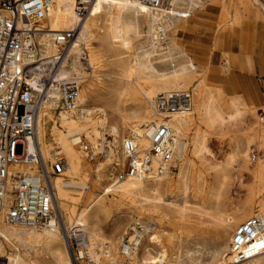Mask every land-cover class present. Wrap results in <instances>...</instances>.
Returning <instances> with one entry per match:
<instances>
[{"label":"bare ground","instance_id":"obj_1","mask_svg":"<svg viewBox=\"0 0 264 264\" xmlns=\"http://www.w3.org/2000/svg\"><path fill=\"white\" fill-rule=\"evenodd\" d=\"M203 1L214 2V5L220 8L221 24L228 17L229 2L231 7H235L241 0H167L165 4L152 9L139 3L138 0H92L86 16L82 20L77 18L74 11L76 0H50L45 20L33 36L41 59L58 58L55 69L57 76L63 79H75L78 84V92L75 107L62 110L64 112L58 115L57 121L54 120V117L59 107L57 100L61 94L40 98L37 101L35 139L26 145L27 151L33 153L38 149L42 159L46 162V160H52L54 156H51V153L54 152L51 144H55L60 150L58 152L65 161L64 169L60 175L50 179L57 213L64 221V223L62 221L63 225L66 223V227L77 216L74 224L83 227L88 242V255L91 259H93L92 255L95 252L94 248L102 256L101 248L103 244L107 243H110L111 248L109 252L106 251L107 256L102 257H108V259L111 257L112 262L110 264H127L136 259L134 252L136 248L133 250L134 253L132 252L133 255L131 253L125 260H120L118 255L121 253L117 247L116 238L111 241L108 238L100 239L99 219L101 215L107 214L112 206H117L131 194L139 191L142 180L128 178L111 191L107 188L104 189V196L96 198L91 191L86 192L90 188L88 184L84 183L81 176L87 175L88 168L76 146L79 144L82 134L94 138H98L102 134L93 129L89 119L91 114L98 112L100 115L97 120L101 131H105L107 124L106 114L102 110L84 109L88 100L105 104L108 109L112 110L111 115L118 116L123 130H129L131 132L129 135L132 133L140 135L143 128L157 118L153 111L156 96L174 90H183L182 88H191L190 112L173 114L168 118V124L175 135L183 141L180 142L177 156L169 164L168 171L163 176L152 179L155 180L150 187L152 191L159 190L162 180L168 178V174L175 171L177 167H179L178 172L174 175L180 181L183 179L192 158L210 154L207 144L208 133L203 128L222 137L226 135L229 126L249 113V108L239 99L230 97V101L225 102L223 93L219 89L207 85L203 76L197 72L195 65L183 55L184 53L178 52L177 45L173 40L168 45L169 42L166 39L168 31L172 28V20L188 19L193 13L192 8L197 9L203 5ZM251 1L255 6L264 9L263 0ZM114 12L116 19L112 16ZM68 31L74 33L73 38L66 46L64 54L58 56L59 50L53 44L52 38L56 33ZM126 38L134 43L130 60L125 61L120 56L112 57V63L119 66L118 71L113 75H106L104 81L87 82L86 79L93 80L100 77L94 76L96 70L100 68V57L93 51L87 56L85 48L81 45H86L92 39H97L106 48L114 46L115 50L121 53L116 46L119 44L120 47H125ZM167 62H169V68L159 67V63L165 64ZM83 65L89 66L92 75L87 78L82 76L81 80L80 76L84 74ZM79 83L82 85L81 91H79ZM112 100H114V104H112ZM124 100L132 101L128 110L121 106ZM50 122H52V126L49 128ZM262 125L261 127L256 126L250 131L255 139L261 140V148L263 149L262 160L257 162L252 173L255 182L261 184L260 190H251L250 198L241 209L227 210L216 201L212 218L218 228L223 227L231 230L250 217H257L264 223V121ZM110 128L112 135L118 136L116 128L114 126ZM185 137L188 142H186ZM96 142L93 141L92 145H95ZM142 143L147 144L146 138L142 140ZM121 145L119 149L121 150V157H118V161L121 160L123 165L124 156ZM238 148L235 146L234 151L229 154L226 160L212 162L209 166L216 174L222 173L224 168L238 156ZM119 150L118 152H120ZM248 151L249 148L245 147L241 153L245 168H249L246 160ZM114 154V149L110 148L106 161L108 162L113 158L115 160ZM99 165L96 167L98 168ZM118 165L115 164V166ZM31 168L35 169L27 162V164H21L14 169L27 172ZM100 179L101 176L95 175L92 186H98ZM70 188L82 191L83 194L81 192H67V189ZM113 191L115 192L114 195H107L108 192ZM62 228L64 231L69 229L64 226H59L55 230L29 229L20 225L9 224L0 216V260H4L5 264H73ZM142 229L144 230V228ZM136 233L140 238L139 232ZM148 239L152 243H159L156 235ZM101 240H104L105 243L99 244ZM96 243L98 244L94 247ZM160 245L158 244V246ZM160 250V254L164 257V249L160 247ZM263 254L264 251L260 255ZM146 256V263L155 264L154 257L148 252ZM226 263L228 264L227 258ZM246 264H264V257L258 258L256 256Z\"/></svg>","mask_w":264,"mask_h":264},{"label":"built area","instance_id":"obj_2","mask_svg":"<svg viewBox=\"0 0 264 264\" xmlns=\"http://www.w3.org/2000/svg\"><path fill=\"white\" fill-rule=\"evenodd\" d=\"M91 1L77 0L74 11L78 19L85 18ZM138 2L152 9L167 0ZM49 4L50 0H0V216L9 224L55 230L60 226V217L50 179L62 173L65 161L58 152L45 162L38 149L29 153L26 145L35 139L37 101L61 94L58 105L72 109L76 105L78 84L75 79L58 77L55 72L58 58L41 59L33 41ZM73 34L68 31L53 36L58 56L63 54ZM190 110V90H174L156 96L153 111L157 118L146 125L140 135L132 133L123 139L124 164L109 179L107 190H113L128 178L152 180L163 176L183 141L175 135L168 118ZM144 138L146 145L142 143ZM108 143L98 140L92 145L85 137L79 141L80 150L89 162L108 158ZM27 162L35 169L27 172L14 169ZM82 228L72 224L65 231L72 260L74 264H100L88 255V242ZM138 241V233L123 240L119 247L121 255L128 258ZM106 248L107 244H103V257L107 256ZM263 251L264 223L250 217L234 229L226 258L228 264H246ZM0 264H5L4 260H0Z\"/></svg>","mask_w":264,"mask_h":264},{"label":"rangeland","instance_id":"obj_3","mask_svg":"<svg viewBox=\"0 0 264 264\" xmlns=\"http://www.w3.org/2000/svg\"><path fill=\"white\" fill-rule=\"evenodd\" d=\"M246 1L249 3L248 6H254L260 9V7L255 6L251 0ZM203 2V5L199 6L197 9L192 8L191 11L194 12L198 9H203L206 5L215 4L211 1ZM262 11L264 14V9H262ZM217 15V10L208 6L204 15L206 27L201 28L195 35L179 34L177 39L186 45H195L196 43L205 50L203 58H201L199 62L209 69L210 75L208 85L219 87L234 86L236 93L243 95L247 101L250 102L248 98L249 83L244 77V72L239 69L238 65L233 69L232 78L230 80H226L225 82L218 76V74L224 69L225 57L222 53L228 52V46L225 45L223 49L219 50L215 49L213 46V39L210 30L212 31L211 28H213L214 23L216 22ZM112 16L116 19L115 12ZM181 21H178V19L172 20V28L168 31L166 39L169 42L168 45H170L171 40L174 38ZM227 21L228 20H225L221 24H224ZM125 42L126 46L123 48L120 47L119 44L116 46L121 53L115 50L114 46L106 48V46L97 39H92L86 45H81L85 48L87 56L93 51L100 57V68L96 70L94 75L100 77L94 78L93 80L86 79L87 82L104 81L106 80V75H113L116 73L119 66L112 63V57L120 56L125 61L130 60V55L133 53L134 43L130 42L127 38L125 39ZM64 52L65 49L63 54ZM164 66L169 68V62L165 64L159 63V67ZM83 69L84 74L80 76L81 80L82 76L87 78L92 75L89 66L83 65ZM251 81L256 85L258 93L261 96L260 101L251 103V106L254 107L255 110L249 109L247 115L229 126L225 136H216L203 128L208 133L207 144L210 154L199 156L194 159L192 158L183 179L178 181L174 175L178 172L177 169L179 167H177L175 171L168 174V178L162 180L163 182L161 183L159 190L152 191L150 189L155 180H142L140 182L142 185L139 191L131 194V196L123 200L117 206H112L107 214L100 216V239L108 238L111 241L116 238L117 247H120L123 240L127 237L135 236L136 232H139L141 235L139 238L140 243L134 251L136 259L127 264H149L148 262H145L147 252L155 258V264H227L226 254L228 251V243L233 230L237 226L231 230L228 228L224 229L223 227H220L221 229L218 228L215 220L212 218L213 207H215L216 201H218L220 206L224 209H241L243 204H245L250 198L251 190L258 191L260 190L259 187L261 185L255 182L252 178V173L255 170L254 166L257 162L262 160L263 149L261 148V140L259 138L255 139L250 131L256 126H263L262 122L264 120L261 121V119L264 117V109H262L261 105L264 104V75L252 74ZM79 84V91H81L82 85L81 83ZM182 89L191 91V88ZM226 94L229 95L227 92ZM226 94L223 93V98L225 102H229L230 98ZM139 98H141L140 95ZM111 102L114 104V100ZM131 104L132 101L124 100V103H122L121 106L125 110H128ZM91 108L100 109L106 114L107 124L105 126V131H101L98 126L99 122L97 117L100 115L98 112L97 114L93 113L89 117L91 125L93 129H96L102 134L98 138L91 136H89L91 137L89 138L82 134L80 135V138L83 140V137H85V140L91 144L93 141L106 140L109 142L108 145L110 148L114 149L115 153V160L114 158L110 160L112 163H109L110 161L107 162L106 159L89 162L82 154L80 145L77 144L76 146L88 168L87 175L81 176L84 183L88 184L90 188L89 190H86V192L91 191L94 198H96L98 196H104L103 191L107 188L109 179L122 169L120 158V161H118V157H121V150L119 149L121 141L131 132L122 129L118 116L115 114L111 115L112 110L108 109L105 104L88 100L84 109ZM62 110L67 109L59 106L58 110L55 112L56 115L54 120L57 121L58 115L61 112H64ZM50 126H52V122L48 124L49 128ZM111 126L116 128L118 136L115 137L112 135L110 132ZM185 139L187 138L185 137ZM186 142H188V139ZM235 146L239 147L237 150L238 156L235 157L231 163L229 162L230 164L224 168L222 173L216 174L209 166L210 163L226 160L229 154L234 151ZM51 147L54 152L60 151L55 144H51ZM245 147L249 148L246 158L249 168H245L242 163L244 158L241 153L244 151ZM118 150L120 152H118ZM54 152L51 153V156H53ZM116 152L118 153L116 154ZM48 161L49 160H46V162ZM115 164L119 165L115 166ZM98 165L99 167L97 168L96 166ZM96 170L97 172H95ZM95 175L101 176V181L98 186L93 187L92 182L95 179ZM67 192L82 193V191L72 188L67 189ZM114 194V191L107 193L109 196ZM76 219L77 216L73 218L71 224L69 223V226L66 227V223L63 225L64 221L59 218V225L68 229L75 223ZM142 228H144V230ZM62 231L67 243L63 228ZM153 235L158 236V244H161L160 246L149 241L148 238ZM102 243H105V241H99V244ZM97 244L98 243H96L94 247H96ZM107 244L108 248H106V251L109 252L111 245L110 243ZM160 247L165 251L164 257L160 254ZM94 249L95 252H93L92 260L100 262V264H110L112 262L111 257L109 259L108 257L103 258L100 256V252H98L96 248ZM118 256L120 260L126 259L121 255ZM257 257L263 258L264 254Z\"/></svg>","mask_w":264,"mask_h":264},{"label":"crops","instance_id":"obj_4","mask_svg":"<svg viewBox=\"0 0 264 264\" xmlns=\"http://www.w3.org/2000/svg\"><path fill=\"white\" fill-rule=\"evenodd\" d=\"M246 0H241L238 5L231 7L229 2L228 17L224 24L220 25V8L215 5H206L203 9L192 11L190 17L186 20H180L173 42L177 45L178 52L195 65L197 72L200 73L205 83L208 85L209 69L202 65L199 60L203 58L205 50L198 44L186 45L177 39L179 34L195 35L201 28L206 27L204 15L208 6L217 10L218 15L212 31L210 30L213 46L215 49H223L228 46V52H223L224 69L218 74L221 80H230L233 69L236 65L244 72V77L249 83L247 99L235 91L234 86H211L219 89L229 98L239 99L247 108L255 110L251 106L252 102L261 100L256 85L251 81L252 74L264 75V14L262 9L248 6ZM235 18V19H234ZM183 50H181L180 48ZM210 86V85H209ZM226 91V92H225ZM230 98V99H231ZM264 108V104L261 105Z\"/></svg>","mask_w":264,"mask_h":264}]
</instances>
